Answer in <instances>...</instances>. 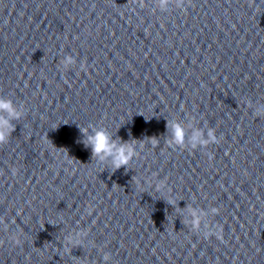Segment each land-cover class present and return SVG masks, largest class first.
Segmentation results:
<instances>
[{"label":"water","instance_id":"1","mask_svg":"<svg viewBox=\"0 0 264 264\" xmlns=\"http://www.w3.org/2000/svg\"><path fill=\"white\" fill-rule=\"evenodd\" d=\"M155 3L0 0V98L23 113L0 144V264H264V0ZM98 129L135 142L127 168L93 158Z\"/></svg>","mask_w":264,"mask_h":264},{"label":"clouds","instance_id":"2","mask_svg":"<svg viewBox=\"0 0 264 264\" xmlns=\"http://www.w3.org/2000/svg\"><path fill=\"white\" fill-rule=\"evenodd\" d=\"M134 3L143 6L144 0H133ZM186 0H156V9L162 12H167L170 7L175 6L176 8H183ZM73 58L71 56L67 57L65 60L66 64H71ZM0 113H7V116L0 115V144L7 143L11 132L14 131V126L11 123L12 119H19L23 113L18 111L13 105L12 101L0 98ZM256 114L264 116V109H258ZM172 130V139L169 142L171 146L184 147L186 133L183 125L179 122L170 123ZM86 131V130H82ZM85 147H90L93 158H98L100 161L110 160L111 168L113 170H118L122 167H126L138 154L134 146L135 142L121 141L117 142L112 139L110 134L104 129H98L93 135L87 136ZM191 147L193 149L206 148L211 144L218 143V137L215 130L210 129L205 136L199 130L195 131L191 136ZM143 147V145H141ZM13 174H15V169H13ZM160 187H163L161 184ZM214 214L219 212V209L214 207L212 209ZM193 227L199 229L201 220L200 214L198 212H193ZM223 233V227L216 225L215 228L209 227L205 232V238H209L215 235L218 239L221 238ZM85 233H76L73 237L69 238V244H79L84 238ZM111 260V255L105 256V261Z\"/></svg>","mask_w":264,"mask_h":264}]
</instances>
